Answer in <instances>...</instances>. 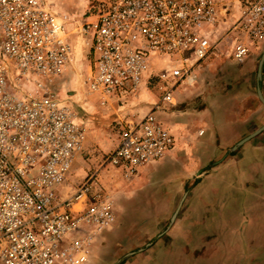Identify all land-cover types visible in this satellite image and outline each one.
I'll return each instance as SVG.
<instances>
[{
    "label": "built area",
    "instance_id": "2783aa9c",
    "mask_svg": "<svg viewBox=\"0 0 264 264\" xmlns=\"http://www.w3.org/2000/svg\"><path fill=\"white\" fill-rule=\"evenodd\" d=\"M89 5L72 31L53 0H0V264H86L115 222L98 172L70 182L88 122L53 87L72 62L73 34L93 56L87 95L118 110V144L103 165L130 179L175 149L162 113L180 86L195 82L225 22L219 0ZM233 27L231 56L243 61L264 44V0H243ZM152 87L159 102L142 116L127 112Z\"/></svg>",
    "mask_w": 264,
    "mask_h": 264
},
{
    "label": "rangeland",
    "instance_id": "374dc122",
    "mask_svg": "<svg viewBox=\"0 0 264 264\" xmlns=\"http://www.w3.org/2000/svg\"><path fill=\"white\" fill-rule=\"evenodd\" d=\"M53 1L72 31L89 16V0ZM242 1L219 0L225 22L217 32L213 53L196 68L195 82L180 86L177 103L162 113L176 135L175 149L130 179L103 165L118 144V110L101 108L95 97L87 95L85 80L93 56L84 39L73 34L72 62L53 87L55 95L88 122L70 182L80 183L98 172L100 182L113 195L116 212L114 224L97 239L86 264H264V190L261 195V190H246L260 186L251 182H242L243 189L238 190L227 175L224 187L209 192V182L214 181L208 180L209 174L221 165H237L245 157L241 152L247 143L262 134L233 150L257 130L243 131L242 111L237 109L246 73L244 62L235 61L231 52ZM165 61L159 58L158 62ZM159 100L152 87L127 112L142 116ZM261 155L259 162L264 165Z\"/></svg>",
    "mask_w": 264,
    "mask_h": 264
},
{
    "label": "crops",
    "instance_id": "0c3cea01",
    "mask_svg": "<svg viewBox=\"0 0 264 264\" xmlns=\"http://www.w3.org/2000/svg\"><path fill=\"white\" fill-rule=\"evenodd\" d=\"M263 54L264 47H262V49H255L243 61L235 60L237 62H244L245 64V82L244 86H242L243 88L238 91V94L240 96V105L237 109H240V111H242L240 114V120L244 123L243 127L245 128L243 131H248V133L254 131L255 129L258 130L264 126V104L263 102H261L257 94L260 88L264 95V64L262 79L259 81L258 78L259 64ZM254 78L256 88L252 87ZM244 110H246L245 113L243 112ZM263 131L260 132L262 134L259 135L257 139H254L255 141H253L252 143H247L245 149L241 152L246 153L245 157L239 163H237V165H221L216 167L217 169L209 174L208 180H214L213 182H209V192H211L212 190L216 191V189L218 190L221 189V187H224V185L227 184V175H230V177L228 178V182L232 183L233 186L237 184L236 189H243L242 182H251L254 185L259 184L260 186H255V188H252L251 186V188H246V190H250V192L254 190H261V192L259 193L260 195L262 194V191L264 190V165L259 162V159H261L262 157L261 153H264ZM248 153H254L255 155H248ZM222 175L226 176L222 177ZM221 180H223V183H221ZM248 192L249 191H247L246 193Z\"/></svg>",
    "mask_w": 264,
    "mask_h": 264
},
{
    "label": "water",
    "instance_id": "95a60500",
    "mask_svg": "<svg viewBox=\"0 0 264 264\" xmlns=\"http://www.w3.org/2000/svg\"><path fill=\"white\" fill-rule=\"evenodd\" d=\"M263 64H264V54L262 55V58H261V61H260V64H259V70H258V78H259V81L262 79V72H263ZM258 95L261 99V101L264 103V95H263V92L261 91V89L259 88L258 90ZM264 130V126L261 127L260 129L256 130L255 132L251 133L250 135H248L247 137H245L244 139H242L241 141H239L237 143L236 146L233 147V150H236L238 147H240L243 143H245L246 141H248L249 139L253 138L254 136H256L257 134H259L260 132H262ZM177 216V213H175L173 215V218H172V221L175 220Z\"/></svg>",
    "mask_w": 264,
    "mask_h": 264
},
{
    "label": "bare ground",
    "instance_id": "6f19581e",
    "mask_svg": "<svg viewBox=\"0 0 264 264\" xmlns=\"http://www.w3.org/2000/svg\"><path fill=\"white\" fill-rule=\"evenodd\" d=\"M62 19V18H61ZM75 46V45H74ZM74 48V47H73Z\"/></svg>",
    "mask_w": 264,
    "mask_h": 264
}]
</instances>
